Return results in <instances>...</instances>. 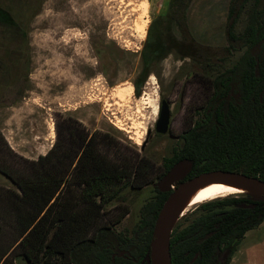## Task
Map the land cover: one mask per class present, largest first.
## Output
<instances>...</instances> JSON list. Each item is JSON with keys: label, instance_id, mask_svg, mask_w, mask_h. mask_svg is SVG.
<instances>
[{"label": "trees", "instance_id": "1", "mask_svg": "<svg viewBox=\"0 0 264 264\" xmlns=\"http://www.w3.org/2000/svg\"><path fill=\"white\" fill-rule=\"evenodd\" d=\"M190 3L169 0L167 12L150 23L132 81L136 95L152 67L171 52L189 56L208 74L240 54L210 77L209 97L161 163L128 152L107 132L89 131L70 115L58 116L54 143L35 160L14 152L0 133V174L16 188L11 189L15 238L0 249V264H152L154 222L170 194L157 182L173 164L189 161V177L224 170L264 180V0H230L221 52L187 37ZM246 3L237 34L238 11ZM150 184L154 193L137 222L118 229L130 212L119 203L126 189ZM197 208L198 215L192 216L195 209L187 212L172 228L171 264H228L243 234L264 220L259 195L219 197Z\"/></svg>", "mask_w": 264, "mask_h": 264}, {"label": "rangeland", "instance_id": "2", "mask_svg": "<svg viewBox=\"0 0 264 264\" xmlns=\"http://www.w3.org/2000/svg\"><path fill=\"white\" fill-rule=\"evenodd\" d=\"M168 1L0 0V133L11 149L32 159L54 143L58 116L70 115L89 131L107 132L128 152L157 163L169 156L177 141L173 135L197 118L209 97L210 77L240 52L211 67V74L189 56L179 58L171 52L152 67L136 95L132 81L140 69L147 29L167 12ZM229 3L191 0L187 37L221 52ZM248 5L238 11L237 34L244 27ZM161 100L170 107L172 135L154 130ZM32 145L37 147L33 153ZM0 158L3 163L4 156ZM153 188L154 184L138 191L126 189L119 203L127 204L130 212L118 229L137 222ZM11 189L16 188L0 174V249L15 238ZM200 204L188 212L195 209L192 216L198 215Z\"/></svg>", "mask_w": 264, "mask_h": 264}, {"label": "water", "instance_id": "3", "mask_svg": "<svg viewBox=\"0 0 264 264\" xmlns=\"http://www.w3.org/2000/svg\"><path fill=\"white\" fill-rule=\"evenodd\" d=\"M170 126V107L165 100L160 101L158 117L155 121V131L164 134ZM191 164L187 160H181L172 165L167 173L157 182V187L160 191H171L164 201L153 226V240L151 241V262H155L154 242L157 243L160 253V264H171L170 254V234L176 221L170 225V211L173 203L185 190L195 185L200 181L210 179H236L255 187L260 195L264 196V180L251 177L237 172L224 170H214L203 172L193 176L187 181L182 182L178 186L175 184L185 178L190 171ZM227 252L224 256H226Z\"/></svg>", "mask_w": 264, "mask_h": 264}, {"label": "bare ground", "instance_id": "4", "mask_svg": "<svg viewBox=\"0 0 264 264\" xmlns=\"http://www.w3.org/2000/svg\"><path fill=\"white\" fill-rule=\"evenodd\" d=\"M231 194L260 195L259 191L242 181L236 179H210L200 181L185 190L175 200L170 211V225L184 216L190 208L219 197ZM155 262L160 264V253L156 242H154Z\"/></svg>", "mask_w": 264, "mask_h": 264}, {"label": "crops", "instance_id": "5", "mask_svg": "<svg viewBox=\"0 0 264 264\" xmlns=\"http://www.w3.org/2000/svg\"><path fill=\"white\" fill-rule=\"evenodd\" d=\"M52 142L43 151L37 152L36 159L43 155L51 147ZM35 145L30 147L32 153L35 152ZM228 264H264V220L256 227L247 230L240 239L236 252L231 256Z\"/></svg>", "mask_w": 264, "mask_h": 264}, {"label": "flooded vegetation", "instance_id": "6", "mask_svg": "<svg viewBox=\"0 0 264 264\" xmlns=\"http://www.w3.org/2000/svg\"><path fill=\"white\" fill-rule=\"evenodd\" d=\"M142 49V48H141ZM155 127V126H154ZM154 130H155V128H154ZM155 133L157 134V135H165V134H168V135H172V133H171V123H170V126H169V129H168V131L166 132V133H164V134H160V133H157L156 131H155ZM184 133V131L182 132V133H180V134H178V135H173V137H175L177 140H180L181 139V136H182V134ZM189 173V172H188ZM188 173H187V175L185 176V178L183 179V180H181V181H178L175 185L176 186H178L179 184H181L182 182H184V181H187V180H189L190 178H192L193 176H188ZM195 176V175H194ZM171 192V191H170Z\"/></svg>", "mask_w": 264, "mask_h": 264}]
</instances>
